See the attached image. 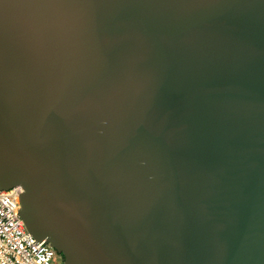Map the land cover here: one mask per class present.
Masks as SVG:
<instances>
[{
    "label": "water",
    "instance_id": "obj_1",
    "mask_svg": "<svg viewBox=\"0 0 264 264\" xmlns=\"http://www.w3.org/2000/svg\"><path fill=\"white\" fill-rule=\"evenodd\" d=\"M64 264H264V0H0V190Z\"/></svg>",
    "mask_w": 264,
    "mask_h": 264
},
{
    "label": "built area",
    "instance_id": "obj_2",
    "mask_svg": "<svg viewBox=\"0 0 264 264\" xmlns=\"http://www.w3.org/2000/svg\"><path fill=\"white\" fill-rule=\"evenodd\" d=\"M20 191V186L0 190V264H54L60 255L46 240L34 238L20 217Z\"/></svg>",
    "mask_w": 264,
    "mask_h": 264
},
{
    "label": "rangeland",
    "instance_id": "obj_3",
    "mask_svg": "<svg viewBox=\"0 0 264 264\" xmlns=\"http://www.w3.org/2000/svg\"><path fill=\"white\" fill-rule=\"evenodd\" d=\"M54 264H64L63 260L60 256H56L55 260H54Z\"/></svg>",
    "mask_w": 264,
    "mask_h": 264
}]
</instances>
